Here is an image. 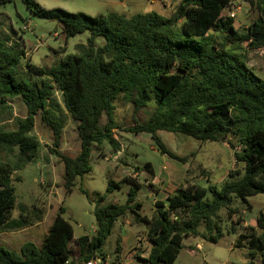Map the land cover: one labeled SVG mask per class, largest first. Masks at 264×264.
<instances>
[{
  "label": "trees",
  "instance_id": "1",
  "mask_svg": "<svg viewBox=\"0 0 264 264\" xmlns=\"http://www.w3.org/2000/svg\"><path fill=\"white\" fill-rule=\"evenodd\" d=\"M9 1L0 0V4ZM25 1L37 15L56 20L66 36L86 31L88 37L81 54H69L51 67L27 63L42 76L38 81L17 76L23 51L18 42L8 44L0 34V107L6 97H18L25 106V114L15 118L14 128L0 129V152L15 153L16 157L12 165L0 160V232L33 225L23 207L18 217L11 216L15 205L12 174L37 155L39 141L30 134L37 116L52 135L50 150L62 160L65 192L71 190L77 176L90 170L93 147L100 148L107 141L114 152L120 150L113 136L119 125L111 117L113 102L119 96L133 105V112L153 100L154 109L146 122L122 129L148 133L161 154L180 162L187 160L162 143L158 130L182 133L201 142L231 134L237 142L228 143L239 147L234 156L242 162L243 171L230 172V177H241L220 186H179L167 197V207L157 202L154 218L141 215V203L134 202L141 182L124 176L121 181L129 185L124 203L101 205L105 194L94 200L93 236L74 238L71 224L57 213L40 244L26 241L16 253L0 244V264L85 263L98 256L96 252L115 220L128 210L134 212L136 221L148 226L152 246L143 258L144 264H173L183 238L197 236L201 224L209 240L216 242L222 234L219 210L226 207L231 216L233 196L247 202L249 196L264 193V78L247 66L243 55L227 48L235 41H246L249 48L264 47V0L256 1L258 16L243 35L238 33L232 17L223 14L232 0H180L168 16L148 11L129 17L117 13L92 16ZM211 30L222 34L220 41L215 40ZM55 90L60 92L62 105ZM63 108L78 121L80 150L74 157L58 150ZM104 113L107 121L100 126ZM149 167L148 162L144 164V169L152 173ZM111 185L117 183L110 181L106 191ZM206 190L210 199L204 198ZM256 220L251 232L239 234L236 246L246 244L250 257L258 254L260 264H264V210L258 212ZM74 252L77 260L72 256Z\"/></svg>",
  "mask_w": 264,
  "mask_h": 264
},
{
  "label": "rangeland",
  "instance_id": "2",
  "mask_svg": "<svg viewBox=\"0 0 264 264\" xmlns=\"http://www.w3.org/2000/svg\"><path fill=\"white\" fill-rule=\"evenodd\" d=\"M34 1L48 9L57 7L92 16L99 13H117L129 17L135 13L148 11H156L168 16L180 0ZM256 1L232 0L223 9L224 15H228L230 10L234 12L232 19L241 35L245 34L247 26L258 16ZM210 32L216 41L221 40V33L214 30ZM0 34L7 39L8 44L18 42L23 51L17 66V76L38 81L42 76L33 72L27 63L44 68L51 67L69 54H81L82 45L86 44L88 37L86 31L66 36L56 20L37 15L25 0H12L0 4ZM100 41L101 38H97V43ZM227 48L243 55L247 66L264 78V47L249 48L246 41H235L228 44ZM54 95L62 105L60 92L55 90ZM113 104L111 117L119 125L118 129L113 130V136L121 143H119L120 150L114 152L107 141H103L100 148L93 147L90 170L75 178V184L69 192H65L62 186L64 171L62 160L50 150L52 135L43 125L40 117H36L30 134L39 141L37 155L12 174L15 205L11 216L18 217L23 207L33 225L17 230H3L0 232V244L9 247L15 253L26 241L40 244L48 225L57 213L71 224L74 238L83 234L93 236L96 228L94 200L99 195L105 194L101 205L109 202L124 203L129 189V185L121 181L124 176L141 182L134 202L141 203L138 210L141 215L151 218L157 214V202L162 201L163 206L167 207V199L162 197V193H157L156 187H151L149 184L153 182L155 186L157 184L161 186L160 173L165 164L178 166L184 163L189 169L188 176L204 189L208 184L220 186L226 181L241 177V174L228 176L232 171H240V173L243 171L242 162L237 161L234 156V151L239 147L234 148L228 143V141L237 142L231 134L222 136L218 140L201 142L182 133L158 130L157 135L170 151L186 157V162H180L161 154L148 133L135 134L122 129L132 126L135 122H146L154 109L152 99L136 112H133V105L121 96L115 99ZM24 114L25 106L18 97H6L3 107H0V129L14 128L15 118ZM63 118L62 139L58 150L62 154L74 157L80 150L78 121L64 108ZM106 121L107 116L104 113L99 125L102 126ZM0 160L12 165L16 161L15 153L7 155L0 152ZM146 162L153 165L155 175L144 169ZM135 172L136 175H133ZM110 181L116 182L117 186L111 185V190L106 191ZM204 198H211L207 190ZM229 207L233 209L231 216H228L229 209L226 207L219 210L218 226L222 234L218 240L210 241L204 225H199L197 236L183 238L173 264H260L258 254L251 258L248 246L246 244L236 246V241L239 234L246 235L251 232V227H256L258 212L264 210V193L249 196L247 202H242L233 196ZM39 210L41 213L38 212ZM134 216V212L128 210L115 220L112 230L96 252V255L102 258L103 264H119L120 259L126 258L128 252L134 251L133 246L136 243L132 239L122 244L123 250H117V245L121 244L122 236L126 233H131L132 236L143 235L142 240L138 241L137 250L144 255L148 254L152 243L144 235L146 224L136 221ZM215 232L216 230H213V233ZM243 240L242 242H245ZM196 244L199 245L198 248ZM72 256L74 260L78 259L77 252ZM135 262L138 263V259H135ZM77 264L83 263L77 262Z\"/></svg>",
  "mask_w": 264,
  "mask_h": 264
},
{
  "label": "crops",
  "instance_id": "3",
  "mask_svg": "<svg viewBox=\"0 0 264 264\" xmlns=\"http://www.w3.org/2000/svg\"><path fill=\"white\" fill-rule=\"evenodd\" d=\"M148 163L150 164L149 168L152 172L150 174L155 175V169L153 168V165L150 162H148ZM188 172H189V169L186 168L184 163L183 164L180 163L178 166L165 164L162 172L160 173V175H161L160 176L161 186H160V184H157V186H155V183H153V182H149V184L151 185V187H156V189L158 190L157 193H162L161 194L162 197L167 199L168 196L175 193L176 189L179 186H181L185 183L197 184L196 181H193L194 179H192L191 177L188 176ZM194 178H195V175H194ZM157 201H159V200H157ZM154 217H155V215H153L151 218H154ZM147 231H148V226H146V229L144 232L145 237L148 239ZM142 238H143V235L132 236L131 233L130 234L126 233L124 236H122V239L120 241L121 244H119V250L120 251L123 250L122 244H125L129 239H132L133 242H135L136 244L133 246L134 251L132 253L128 252V255L126 256V258L120 259L119 264H144L143 258H146L148 254L144 255L142 253H139V250H137L138 241L142 240ZM150 248L151 247H149L148 251L150 250ZM135 259H138V263L135 262Z\"/></svg>",
  "mask_w": 264,
  "mask_h": 264
},
{
  "label": "built area",
  "instance_id": "4",
  "mask_svg": "<svg viewBox=\"0 0 264 264\" xmlns=\"http://www.w3.org/2000/svg\"><path fill=\"white\" fill-rule=\"evenodd\" d=\"M228 16L233 17V16H234V12H232V11L230 10L229 13H228ZM133 175H136V172L133 173ZM196 247L198 248L199 245L196 244ZM101 259H102V258H100L99 256H96V257H94V258L88 260V261L85 262L84 264H103Z\"/></svg>",
  "mask_w": 264,
  "mask_h": 264
}]
</instances>
